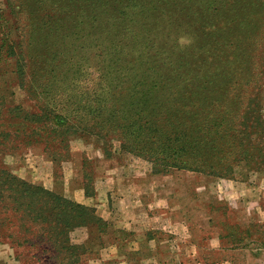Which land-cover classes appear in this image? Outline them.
I'll return each instance as SVG.
<instances>
[{
	"label": "trees",
	"instance_id": "1",
	"mask_svg": "<svg viewBox=\"0 0 264 264\" xmlns=\"http://www.w3.org/2000/svg\"><path fill=\"white\" fill-rule=\"evenodd\" d=\"M6 1L14 38L0 15V60L15 63L32 107L0 98V243L34 264H79L87 247L73 231L109 232L93 207L13 174L3 158L17 151L41 149L55 184L74 141L119 164L141 161L153 176L264 170V56L246 74L239 47H264V0ZM181 33L190 42L179 47ZM86 163L81 185L93 198ZM109 233L121 247L132 236Z\"/></svg>",
	"mask_w": 264,
	"mask_h": 264
},
{
	"label": "rangeland",
	"instance_id": "2",
	"mask_svg": "<svg viewBox=\"0 0 264 264\" xmlns=\"http://www.w3.org/2000/svg\"><path fill=\"white\" fill-rule=\"evenodd\" d=\"M6 8H8L7 1L0 0V15L5 20V24L4 22L2 24L6 27V34L14 38L12 17ZM253 30L249 33L252 34ZM189 42V37L183 33L178 37L179 47L188 45ZM261 44H264V36ZM239 47L244 54V60L249 62L244 66V70L248 69L246 74L255 73L256 70L252 69L253 64L250 60L252 56H254L252 60L261 58L260 52L264 56V47L253 46L248 51L245 50L244 45ZM92 50L94 49L86 50V55ZM86 55L84 54L87 59ZM261 63H263L261 67H264V59ZM237 68L238 64L231 66L230 72ZM202 74L209 73L200 75ZM17 84L15 63L12 60L4 62L0 60V91L3 89L0 98L23 105L25 109L30 110L32 103ZM258 87L264 108V81ZM85 147L90 149L92 145L84 141L71 143V153L77 152L74 157L77 164L82 163L83 159L87 160L85 155L78 153L79 151L84 153ZM127 158H124L120 164L112 160L126 173L121 176L123 178L121 180H132L136 172L150 174L145 170L147 164ZM87 161L85 172L90 175V185L94 191V197L87 198V206L93 207L97 216L104 214L107 219L103 220L108 223L109 232L123 228L133 235L126 239L128 245L125 246L127 243L125 242L124 247H121L118 234L114 236L105 232L99 236L98 233L91 234L87 228L73 231L71 241L76 244L83 243L87 247L79 264H156L157 260L154 258L156 256L161 258V255L168 259H176L179 264H264V170L254 172L241 165L234 168L232 179H219L188 171H171L166 176L150 174L152 177L148 180H153L161 191H165V195L162 193L167 202L165 208H162L164 216L190 222L186 228L187 231H192L191 243L196 249L191 251L192 248L187 246L182 253H172L168 247H163L159 254H153L151 257L152 254L147 253L146 250L134 253L136 247L133 246V236H137L135 232L138 230L139 233L142 227L136 224L135 217L133 220L129 213L124 214L120 211L118 196L107 193L104 180L93 171L95 162ZM3 162L16 176L24 180L31 178L34 184L44 188L51 189L50 184L45 180V172L51 175L54 184L58 181L53 178L55 168L37 147L17 151L12 156L4 157ZM60 173L63 183L62 165ZM144 181L146 180L143 179L141 182ZM163 183L164 189L161 188ZM159 237L166 239L163 234ZM189 242L190 240L187 244ZM209 248L212 251H207ZM215 249L219 250L214 251ZM29 254L26 249L0 243V264H34L29 261Z\"/></svg>",
	"mask_w": 264,
	"mask_h": 264
},
{
	"label": "crops",
	"instance_id": "3",
	"mask_svg": "<svg viewBox=\"0 0 264 264\" xmlns=\"http://www.w3.org/2000/svg\"><path fill=\"white\" fill-rule=\"evenodd\" d=\"M83 150L85 154L82 151L78 153L85 155L87 160L95 162L93 171L95 175L101 176L104 180V187L107 193L118 196L120 211L124 214L129 213L132 219L135 217L137 219L135 220L137 221L136 224L142 227L139 233L138 230L135 232L137 236H133V246L135 245L136 247L134 248L135 252L146 250L153 257V254H159L161 252L160 249L163 247H168L172 253H182L187 246L192 248L191 251L196 250L194 249V244L191 243L192 231H187L186 228V225H190V222L164 216L162 208H165L167 204L166 198L163 196L165 191H161L153 180H148L153 175L136 172L132 180H121L123 179L121 176L126 173L123 172L119 165L114 164L112 160L105 159L101 152L93 146L90 149L85 147ZM76 154L77 152L71 153L69 161L62 164L63 183L54 184L51 175L46 172L45 180L50 184L51 189L56 187L69 200L87 205L88 200L85 198L81 185L83 181L81 173L82 163L77 164L75 162L74 157ZM143 179L146 181L141 182ZM25 180L30 183L34 182L31 178H25ZM163 185L164 183L161 184L162 189H164ZM51 189L49 188V190ZM103 215H99V217L106 220L107 218ZM121 229L124 230L123 228ZM160 234L166 236V239H160ZM215 239L217 240L218 238ZM189 240L190 242L187 244ZM218 250L215 249L214 251ZM207 251L212 250L209 248ZM156 257L154 258L157 260L156 264H179L176 259H168L162 255L161 258Z\"/></svg>",
	"mask_w": 264,
	"mask_h": 264
}]
</instances>
